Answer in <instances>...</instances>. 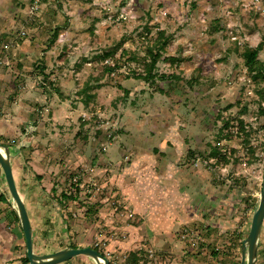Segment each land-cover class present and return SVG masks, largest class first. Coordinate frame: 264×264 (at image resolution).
<instances>
[{"label":"rangeland","instance_id":"374dc122","mask_svg":"<svg viewBox=\"0 0 264 264\" xmlns=\"http://www.w3.org/2000/svg\"><path fill=\"white\" fill-rule=\"evenodd\" d=\"M160 31L168 45L145 81ZM247 48L264 63V0H0V143H22L27 160L37 151L61 210L59 237L37 253L90 244L111 264L132 252L140 264H210L201 229L225 211L250 222L264 187V84ZM27 160L14 162L18 182ZM18 240L0 264H26ZM79 259L68 264H96Z\"/></svg>","mask_w":264,"mask_h":264},{"label":"crops","instance_id":"0c3cea01","mask_svg":"<svg viewBox=\"0 0 264 264\" xmlns=\"http://www.w3.org/2000/svg\"><path fill=\"white\" fill-rule=\"evenodd\" d=\"M32 133V132H31ZM22 143L19 144V146H13L11 148V152L13 155L12 158V164H13V169H14V174H15V164L16 160H23L24 162L28 159V157L25 154L26 149H23V146H21ZM22 147V148H20ZM30 147V146H29ZM16 148V149H15ZM14 149L16 151H14ZM30 149V148H29ZM18 150V151H17ZM32 150V149H31ZM37 151H33L32 153L30 152L29 160L26 164H23L19 167L20 169V182H18L16 176V182L18 189L25 201L29 217L32 223V228H33V240H34V248L37 253V249L45 247V244L49 243L52 241L51 237H59L57 234H60V232L55 231L56 229L59 230V221H60V216H61V210H60V204L57 202V199H54L52 197L51 193V186L54 182H52L51 175L48 172V169H46V166H44L42 163L38 161L36 158V153ZM3 175L5 178L4 172L2 171V168L0 166V176ZM5 180V179H4ZM1 195L0 194V216L2 218L0 219V256L2 255L1 252L4 254L8 250H11L12 243L11 241L14 240V238H18V246L23 245L24 247L26 246L25 244V237H24V232L23 229L20 225V222H16V217L14 214V205L13 208L11 207L9 212L6 211V205L7 203H4L1 201ZM240 201H243L241 199ZM229 204H225L226 210L228 209ZM16 211V210H15ZM225 216L222 218L218 219V225L217 228H219V235H227L228 231H239V232H244L247 238L250 228H251V221L250 222H243V223H238V218L240 215L235 216L230 215L227 211L223 212ZM250 214V213H249ZM229 216H232L229 220ZM253 216V215H251ZM15 221V222H14ZM205 221V218H204ZM222 221H224L222 223ZM231 221L230 225H228V222ZM208 225H211L208 223ZM10 230V231H8ZM13 231V232H12ZM213 235H216V231L212 230L211 231ZM55 234V235H54ZM47 235H49V238H46ZM244 239V240H245ZM217 239H214V241ZM243 240V241H244ZM23 241V244H22ZM205 242H210L209 238H204ZM213 241V240H212ZM243 241L242 245L239 248L240 252H236L234 256H225V261H218V264H241L242 263V248H243ZM10 242V243H9ZM113 242L111 241L108 247H112ZM117 244H120V246H128L130 242L126 243L125 241L122 242H114ZM219 246H222L224 243L230 244L229 240L226 239H221L220 241H216ZM11 244V245H10ZM123 248V247H122ZM45 253V252H44ZM48 254L54 253L52 252H46ZM42 254V253H41ZM84 257V255L78 256L73 258L72 260L62 263V264H68L70 262H79L81 259ZM87 257V256H86ZM90 262H92L91 258L87 257ZM223 258V257H222ZM77 260V261H76ZM256 264H264V225L262 228V233L259 239V244H258V259Z\"/></svg>","mask_w":264,"mask_h":264},{"label":"trees","instance_id":"16d2710c","mask_svg":"<svg viewBox=\"0 0 264 264\" xmlns=\"http://www.w3.org/2000/svg\"><path fill=\"white\" fill-rule=\"evenodd\" d=\"M59 38V33L55 34V37L53 39L54 42H56ZM168 45V41H167V37H166V32L165 31H160L159 32V37L156 40V48H152L149 50V57L151 58V61L146 65L147 69H146V74L142 75V77H138L141 79H144L145 81H149V82H153L152 80H155L157 78L158 75H156V69L158 68V64L159 62L162 60L164 53L166 51V47ZM109 56H111L110 53H106L103 58L106 60ZM242 57L245 60V64L247 65L250 74H251V78L252 80L257 83V84H264V63L263 61L260 59V49L258 48H247L245 49V51L242 53ZM172 61H176L175 59H172ZM109 64V59H107L106 61ZM3 63V59L2 56L0 55V65ZM109 68V66H107V69ZM46 68L43 66L41 67V73L45 76V78H47L46 74ZM161 78H169L166 75H161ZM93 96V95H92ZM91 95H87L86 99H84L83 103L88 107L90 105V100L92 99ZM239 125L241 126V134L239 135L241 136L242 140H243V144L244 146H249L248 150H250L252 153L255 152V150L253 149V147L251 146V134L248 133V131L246 130V123L244 121V119H239ZM231 122H227V127L228 128L230 126ZM229 137V134L227 135ZM15 143V142H14ZM14 143H8L9 147H13V145H15ZM16 146H19V144ZM217 155H221V159L219 158V160L225 162L226 165H228L231 162V159L229 158L228 155H222L221 153L215 151L213 153V158L217 157ZM54 192H56V189H53ZM10 195V193H9ZM63 198L65 199H71L72 196L71 195H63ZM10 199L8 197H6L5 194L1 195V201L2 202H6L9 201ZM251 201V200H249ZM16 217V220L19 222L18 216L16 211H13ZM212 230L216 231V235L212 234ZM219 228L215 229L212 227H208L207 229L204 228L201 229L200 232H204V238H209L210 242L207 243V247L206 248H210L213 247L214 249L211 252V258H210V264H212V262L214 263L215 260L220 259L222 261H225V256H234L236 254V252H240L239 248L242 245V241L245 239L246 235L244 232H239V231H228L227 235H219ZM201 233H198V238L199 235ZM196 238V237H195ZM203 238V237H202ZM214 239H217L214 241ZM221 239H226L229 240L230 244L224 243L222 246H218L217 243H215L216 241H220ZM204 241V239H202ZM213 240V241H212ZM192 244V242H191ZM215 246L218 247L217 251L215 249ZM86 247H92L98 251H100L101 253H103V251L98 247V246H92L89 244V246ZM70 248H83L80 245H76V244H71ZM104 254V253H103ZM223 257V258H222ZM142 255L139 252H132L130 253V255H128L127 259H126V263L125 264H140L142 259ZM24 262L26 264H30V261L27 257V255H25L24 257Z\"/></svg>","mask_w":264,"mask_h":264},{"label":"water","instance_id":"95a60500","mask_svg":"<svg viewBox=\"0 0 264 264\" xmlns=\"http://www.w3.org/2000/svg\"><path fill=\"white\" fill-rule=\"evenodd\" d=\"M11 148L0 143V166L4 172L9 193L14 202L20 225L24 232L26 255L30 264H62L75 257L84 255L96 264H111L110 259L92 247L66 248L50 254H38L34 248L33 228L25 201L18 189L13 164ZM264 225V187L261 191L257 208L254 211L250 232L243 241L242 263L256 264L258 259V244Z\"/></svg>","mask_w":264,"mask_h":264},{"label":"built area","instance_id":"2783aa9c","mask_svg":"<svg viewBox=\"0 0 264 264\" xmlns=\"http://www.w3.org/2000/svg\"><path fill=\"white\" fill-rule=\"evenodd\" d=\"M23 35H26V33L25 32H23L22 33ZM189 230H185V232L183 233V237L182 238H184V239H187V238H189Z\"/></svg>","mask_w":264,"mask_h":264}]
</instances>
